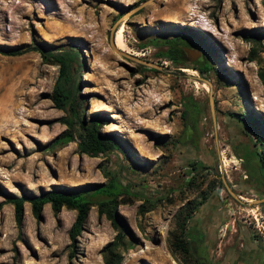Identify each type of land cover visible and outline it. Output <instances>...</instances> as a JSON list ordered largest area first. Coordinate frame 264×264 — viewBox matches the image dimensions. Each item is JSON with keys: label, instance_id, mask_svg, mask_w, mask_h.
<instances>
[{"label": "rangeland", "instance_id": "obj_1", "mask_svg": "<svg viewBox=\"0 0 264 264\" xmlns=\"http://www.w3.org/2000/svg\"><path fill=\"white\" fill-rule=\"evenodd\" d=\"M141 1L0 0V49L38 44L81 50L83 118L103 114L101 132L113 135L121 148L90 158L77 153L76 143L54 147L66 129L58 122L66 113L50 100L58 67L37 52L0 53V264H104L102 250L119 232L125 242L117 248L122 264H197L198 257L204 264H237L243 250L264 256V203L247 204L264 198L257 191L264 147L252 143L241 121L245 116L264 125L258 78L264 66V0ZM121 28L124 51L159 69L113 51L110 36ZM180 33L188 41L183 47L200 50L199 59L211 64L205 79L212 84L214 117L210 87L198 79L203 76L162 61V46L150 44ZM185 57L189 65L196 62ZM200 159L213 164L211 171L202 169ZM108 171L131 190L116 207L126 230L98 217L93 206L74 247L68 231L75 211L62 208L54 215L46 205L36 218L25 203L19 229L14 206L3 197L56 187L83 191L106 184ZM214 192L224 212L213 241L196 253L183 250L174 236L185 206ZM188 223L186 242L198 229Z\"/></svg>", "mask_w": 264, "mask_h": 264}, {"label": "trees", "instance_id": "obj_2", "mask_svg": "<svg viewBox=\"0 0 264 264\" xmlns=\"http://www.w3.org/2000/svg\"><path fill=\"white\" fill-rule=\"evenodd\" d=\"M144 2L146 0H142L139 4ZM186 43L188 41L184 33L162 41H150L151 45L162 46L163 49L159 52V57L162 61L170 62L176 68L196 70L203 78H206L212 70L210 62L208 60L198 59L193 65H189L185 57V52L182 49ZM146 47L148 46H142L141 49H145ZM262 50L264 52V45ZM30 52L39 53L44 61L58 67V75L52 89L50 100L55 109L66 113L58 121L66 129L55 138L52 145L54 147H64L69 143H76L77 153L90 158H98L121 150L117 139L113 135L101 132V127L105 121L103 114L93 115L89 120L83 118L80 94V73L83 67L81 50L75 45L47 47L38 44H29L22 48L7 51L0 49L1 54L8 56H21ZM251 59H254V54L251 55ZM258 78L264 91V66L259 69ZM242 117L243 119L240 120L246 124L253 138L260 146L264 147V125L262 121L261 125H257L247 117ZM258 157L260 161V173L264 178V157L262 153ZM105 177L108 178L106 184L90 186L78 192L68 187H56L43 191L39 195L24 194L21 197H13L5 194L3 197L14 206L15 224L19 229L23 222L25 203L30 205L31 212L36 218L40 217L43 207L46 205L50 206L54 215H57L62 208L75 211V220L68 231L71 246L74 247L83 231L89 210L93 206H97L98 208V217L105 215L114 224L119 223L126 230L123 221L116 213V207L120 197L130 195L131 190L121 182L117 173L108 171ZM198 205L193 202L185 206L182 222L178 224L176 229L177 235L175 234L174 236L175 244L177 243L183 250L190 252L193 250L194 253L199 250L200 245H196L190 240L186 242L185 236L189 235L186 232V226ZM121 246H125V242L123 234L119 232L115 240L102 250L104 264H122V255L117 252V248ZM200 259V257L196 258L197 264H204Z\"/></svg>", "mask_w": 264, "mask_h": 264}, {"label": "flooded vegetation", "instance_id": "obj_3", "mask_svg": "<svg viewBox=\"0 0 264 264\" xmlns=\"http://www.w3.org/2000/svg\"><path fill=\"white\" fill-rule=\"evenodd\" d=\"M247 132L249 133L248 130ZM245 137L247 138L246 135ZM243 142H246V141L239 142L233 147L235 148ZM252 143H254V145L258 144L255 139L252 141ZM200 164H201L202 169L205 170V172H207V170L211 171V168L213 167L212 163H207V162L205 163L203 162V159H200ZM250 178L251 177L249 176H245L244 180H250ZM219 181L221 185H223V181L221 179L218 180L217 184H219ZM263 189H264V178H263L262 188L257 189L258 193L264 196V191H262ZM206 196L207 195L205 193H202L199 199H197L196 201L195 200L191 201L192 203L195 202L199 205L197 206V209L195 210L196 212L194 211V214L196 215L194 216L193 214L191 218L189 219V223H188L189 226L191 227L194 226L195 224H198V229L196 230V232L190 234L189 240L192 241L194 244L201 245V246H205L209 244L211 241H213L215 232L216 230H218L221 224V221L223 220V212H224L223 207H222L223 205L220 199L215 195V192L211 193L209 198H207ZM236 259L239 260L237 264H257L258 261H259L258 264H264V256L260 254V252L253 255L251 251L247 252L243 250L241 251V253L239 251L238 256L236 255ZM220 264H223V263L220 262Z\"/></svg>", "mask_w": 264, "mask_h": 264}, {"label": "water", "instance_id": "obj_4", "mask_svg": "<svg viewBox=\"0 0 264 264\" xmlns=\"http://www.w3.org/2000/svg\"><path fill=\"white\" fill-rule=\"evenodd\" d=\"M145 3H146V2H145ZM145 3H144V4H145ZM144 4H143V5H144ZM143 5H140V6H138L136 9H134L133 11H130L129 13L123 15V17H121V19L124 18V17H127V16L131 15L133 12L139 10L140 8L143 7ZM121 19H120V20H121ZM110 45H111L113 51H114L115 53H117L118 55H120L121 57H123V58H126V59H129V60H131V61H134V62H136V63H138V64H140V65H144V66H147V67H151V68H153V69H159L157 66L153 65L152 63L146 62V61H144V60L138 58V57L135 56V55H132V54H129V53L124 52V51H122V50H119V49L116 47V45H115L114 32H113V33L111 34V36H110ZM182 49H183V51L185 52V54L188 56L190 62H195L196 60H198V59L200 58V56H201V54H202V52H201L200 50H197V49H191V48H187V47H183ZM198 79H199L202 83H205V84H207V85L210 87V91H209V104H210V108H211V111H212V113H213V117H214V109H213V107H214V102H213V98H212V84H211L210 81H208V80L205 79V78H198ZM245 87H246V91H247V96L250 98V92H249V90H248V86H247L246 84H245ZM222 181H223V184H224L226 190L228 191V193H229V194H230V195H231V196H232L237 202H239V203H241V204H245L243 201H241V200L239 199V197H237V196H236V195L230 190L228 184L224 181V179H223ZM40 194H41V193H40ZM253 203L262 204V203H264V198L261 199V200L254 201V202H252V203H247V204L250 205V204H253Z\"/></svg>", "mask_w": 264, "mask_h": 264}, {"label": "bare ground", "instance_id": "obj_5", "mask_svg": "<svg viewBox=\"0 0 264 264\" xmlns=\"http://www.w3.org/2000/svg\"><path fill=\"white\" fill-rule=\"evenodd\" d=\"M197 23V22H196ZM204 30H206V29H204ZM115 45H116V47L119 49V50H122V51H124V47H125V44H124V40H123V28H121L119 31H118V33H117V35H116V37H115ZM126 51V50H125ZM124 51V52H125Z\"/></svg>", "mask_w": 264, "mask_h": 264}]
</instances>
